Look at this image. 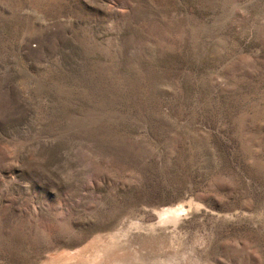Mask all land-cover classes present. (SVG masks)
<instances>
[{
    "label": "rangeland",
    "instance_id": "1",
    "mask_svg": "<svg viewBox=\"0 0 264 264\" xmlns=\"http://www.w3.org/2000/svg\"><path fill=\"white\" fill-rule=\"evenodd\" d=\"M0 264H264V0H0Z\"/></svg>",
    "mask_w": 264,
    "mask_h": 264
},
{
    "label": "bare ground",
    "instance_id": "2",
    "mask_svg": "<svg viewBox=\"0 0 264 264\" xmlns=\"http://www.w3.org/2000/svg\"><path fill=\"white\" fill-rule=\"evenodd\" d=\"M181 209H182V207H176V208H168V209H166V210H164L162 213H161V218L163 219V220H167L166 218H168V219H171V218H173V219H175L174 217H176L177 215L180 217V212H181ZM184 210V209H183ZM165 218V219H164ZM161 219V220H162ZM172 219V220H173ZM162 220V221H163ZM171 220V221H172ZM170 221V220H169Z\"/></svg>",
    "mask_w": 264,
    "mask_h": 264
}]
</instances>
